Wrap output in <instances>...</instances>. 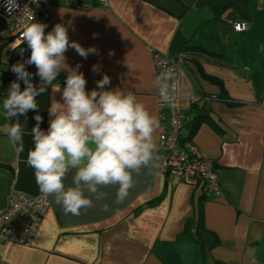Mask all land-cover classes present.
Returning a JSON list of instances; mask_svg holds the SVG:
<instances>
[{
  "label": "crops",
  "instance_id": "1",
  "mask_svg": "<svg viewBox=\"0 0 264 264\" xmlns=\"http://www.w3.org/2000/svg\"><path fill=\"white\" fill-rule=\"evenodd\" d=\"M178 1L185 8L181 15L146 0L43 3L51 16L49 31L61 23L70 40L98 49L87 59L72 48L65 53L70 68L81 65L87 90L107 74L106 88L133 92L158 117L154 137L160 158L154 52L172 59L187 54L178 72L179 106L200 119L183 135L215 160L223 195L208 198L202 185H173L160 172V159L158 166L133 174L134 186L120 204L118 186H109L100 189L105 198H93V207L73 216L49 195L50 209L32 243L0 244L3 264H264V0ZM238 20L250 22V28L236 32ZM17 58L15 53L8 59L5 51L1 69L15 74ZM94 64L100 66L97 73ZM66 76L61 72L53 82L61 90ZM12 81H6L0 99V127L16 119L7 121L3 113ZM53 97L60 100L61 93L49 87L36 98L43 130ZM35 115L30 110L18 117L23 151L0 132V211L18 193L42 194L27 164Z\"/></svg>",
  "mask_w": 264,
  "mask_h": 264
},
{
  "label": "clouds",
  "instance_id": "2",
  "mask_svg": "<svg viewBox=\"0 0 264 264\" xmlns=\"http://www.w3.org/2000/svg\"><path fill=\"white\" fill-rule=\"evenodd\" d=\"M4 7L11 16L19 5L16 0H4ZM19 22L30 56L11 67L16 80L3 100V113L7 121L16 119L3 124L0 132L18 151H23L24 128L18 117H26L30 110L37 112L36 124L31 128L34 146L28 151L27 164L34 169L40 192L53 196L65 214L79 216L81 210L94 206L93 198H105L107 194L100 189L109 186H118L115 202L123 203L134 186L133 174L158 166L156 162L161 159L154 137L160 127L158 117L133 92L106 88L111 84L107 74L96 82V88L87 90L81 65L70 68L65 53L72 48L87 59L90 54L98 55V49L70 40L65 25L57 23L46 33L47 25L34 15ZM26 65H35L38 86L32 82L33 74ZM92 71L99 72L100 66L94 64ZM61 72L67 73L62 90L53 83ZM20 81L25 85L23 90ZM155 81L160 84V100L171 105L178 86L173 69L165 67ZM49 87L60 92L61 99L52 98L47 109L49 126L43 130L36 98ZM70 172L72 183L66 186L64 181ZM104 207L107 210V205Z\"/></svg>",
  "mask_w": 264,
  "mask_h": 264
},
{
  "label": "built area",
  "instance_id": "3",
  "mask_svg": "<svg viewBox=\"0 0 264 264\" xmlns=\"http://www.w3.org/2000/svg\"><path fill=\"white\" fill-rule=\"evenodd\" d=\"M16 2L19 8L10 16L4 7V0H0V59L6 51L8 59L17 53V61L23 62L29 58L30 49L27 43L22 41L23 29L19 21L30 19L34 15L37 21L47 25L45 29L47 33L50 29L51 16L43 0H16ZM249 28L248 21L238 20L233 24V29L238 33L245 32ZM186 56L187 54L183 52L178 59H172L166 54L154 52L157 76L167 67L173 69L174 80L178 81V72ZM26 68L33 74L32 82L39 81L35 78L37 72L35 65H26ZM7 80H16V74L0 67V85ZM159 87L160 84L157 90L161 121L160 172L168 177L173 185H202L208 198L222 196L223 190L215 160L201 153L190 136L183 135V131L192 126L195 117L191 111L179 106V81L171 105L162 103L158 95ZM49 209V197L43 194L18 193L12 196L7 207L0 211V244L12 242L30 245ZM0 264H3L1 257Z\"/></svg>",
  "mask_w": 264,
  "mask_h": 264
},
{
  "label": "water",
  "instance_id": "4",
  "mask_svg": "<svg viewBox=\"0 0 264 264\" xmlns=\"http://www.w3.org/2000/svg\"><path fill=\"white\" fill-rule=\"evenodd\" d=\"M156 6H163L171 12L181 15L185 8L179 3L178 0H146Z\"/></svg>",
  "mask_w": 264,
  "mask_h": 264
},
{
  "label": "trees",
  "instance_id": "5",
  "mask_svg": "<svg viewBox=\"0 0 264 264\" xmlns=\"http://www.w3.org/2000/svg\"><path fill=\"white\" fill-rule=\"evenodd\" d=\"M5 83H6V82H4L3 84L0 85V99H1V96H2V94H3V92H4V89H5ZM198 119H200V116L197 115V116L194 118V123H193L192 126H191L192 128L196 126V124H197V120H198ZM216 127L218 128L217 125H216Z\"/></svg>",
  "mask_w": 264,
  "mask_h": 264
}]
</instances>
